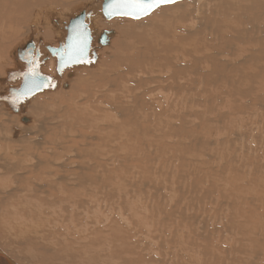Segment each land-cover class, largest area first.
Wrapping results in <instances>:
<instances>
[{"label": "bare ground", "instance_id": "1", "mask_svg": "<svg viewBox=\"0 0 264 264\" xmlns=\"http://www.w3.org/2000/svg\"><path fill=\"white\" fill-rule=\"evenodd\" d=\"M68 2L0 0V251L15 264H185V255L150 228L149 207L138 211L131 194L151 187L154 153L164 152L168 138L184 133V105L194 99L186 98L188 90L233 86L231 74H264V0H186L159 7L141 21L116 17L110 23L101 18L104 0L78 6L80 15L65 20L53 9ZM84 12L92 13L86 19L92 51H103L102 57L96 65L67 67L59 75L57 58L45 52L65 45L66 27ZM119 22L122 29L115 38ZM22 28L31 41L36 39L37 47L27 45H34V56L39 51L45 59L37 71L53 81L36 97L13 104L18 98L9 81L18 75L13 90H19L28 72L16 60L28 41L12 56ZM103 35L106 45L100 44ZM98 44L105 47L101 52ZM181 60L186 67L173 72ZM191 78L193 85L187 87L173 82ZM174 92L175 105L166 96ZM135 149L149 152L150 158Z\"/></svg>", "mask_w": 264, "mask_h": 264}, {"label": "rangeland", "instance_id": "2", "mask_svg": "<svg viewBox=\"0 0 264 264\" xmlns=\"http://www.w3.org/2000/svg\"><path fill=\"white\" fill-rule=\"evenodd\" d=\"M68 1L70 2H68V6L53 9L60 16L62 15L65 20H71L80 15L79 10L81 7L84 8L91 2V0H79L76 3L74 0ZM185 1L166 5V7L171 8ZM78 6H80V9L77 10ZM156 12L157 9L150 15L152 16ZM150 15L146 16V18L150 17ZM249 16L251 17V15ZM101 18L103 20L105 17L101 16ZM127 18L119 17L118 19L127 20ZM146 18L144 17V19ZM114 19L110 21V19L105 18L103 21L110 23L115 22L116 20ZM128 20H131V18H128ZM134 20L141 21L143 18L140 20L132 19L131 21ZM119 24L122 23H118L117 31L112 27L113 31H116L115 38L119 35V28L122 29V25ZM27 33L28 30L25 28H22L20 33H18L17 41L15 40L16 43H14L17 48L14 45L12 46V56H14V50H18L21 43L28 41L23 45L22 51L27 48L29 43H33L37 47L36 39L31 41L29 33ZM54 36L56 37L57 35L55 34ZM55 37H53L54 42L58 39V36ZM52 45L54 44L52 43ZM240 45L243 50L247 48L242 43ZM98 47H100V49L98 48L100 51L103 46L98 44ZM92 50H94L93 47ZM102 52L101 54L97 52L99 53L97 55L100 56H98L94 65L99 62ZM45 53L50 57L47 51ZM16 60L23 63L26 66V70L29 68L27 63L20 59V56L16 57ZM42 60L44 61L45 59L41 56L38 62L41 65L43 64ZM186 64L185 60L179 61L173 72L177 73V70L180 67H186ZM90 66H92L91 63ZM39 73L53 81V77ZM166 73L167 71L154 73V76H163ZM249 73L251 72L245 75L231 74L229 82L233 86H217L213 89L214 87L198 85L195 89L192 88L186 92L188 95H186V98L192 95L195 100H188L184 105L185 125L182 136L184 135L185 137L180 135L166 140L167 148H170L171 154L167 148L164 152L154 153L151 169H149L151 187L147 186L143 191L137 190V192L131 194L137 201L134 200L133 202L137 204L138 211H144L145 206L149 207L147 213H150L153 219L152 223H150V228L154 230V233L157 230V233L166 238L169 248L173 249V251L178 250L182 257L185 255V258L183 257L185 259H183V263L185 264H192L193 261L200 264H238L237 262L240 264V261L241 264H264V74L257 77L255 74L250 76ZM220 75L217 76L220 78ZM61 77L58 75V78ZM13 78H15L16 82ZM17 80L18 75L11 77L9 82L12 84L9 90L17 88L15 86ZM68 80H71V78ZM160 82L164 83V80ZM173 82H182L183 87H187L193 85V78ZM164 85L165 83L160 84V87ZM194 95L197 96L195 97ZM34 96L36 97V95ZM166 96H169L170 102L175 105V102H177L174 100L176 97L175 92ZM17 100L14 98L13 104H16ZM177 108L178 104L174 109ZM14 114L17 115V113ZM185 131L188 133H185ZM183 138L186 139L184 140ZM150 141L151 138L147 140V146ZM178 141L182 145L178 144ZM173 142L178 146H175ZM170 143L174 144V146L172 147ZM179 145L180 148L178 149ZM182 146H185V150H182ZM172 148H174V151ZM186 150L187 152H185ZM133 151H129L127 154H131ZM136 151L141 156L150 158L149 152ZM135 165L140 168V161L138 160ZM185 169L189 174L185 172ZM145 175L148 177V173H145ZM200 180V183H204H202L203 185L201 184L203 188L198 182ZM198 184L201 186L200 188ZM191 186L194 187L192 188ZM207 189L215 193H211ZM207 194L214 195L209 197ZM224 194L225 196L227 195V199ZM244 211L247 214H244Z\"/></svg>", "mask_w": 264, "mask_h": 264}, {"label": "snow or ice", "instance_id": "3", "mask_svg": "<svg viewBox=\"0 0 264 264\" xmlns=\"http://www.w3.org/2000/svg\"><path fill=\"white\" fill-rule=\"evenodd\" d=\"M176 0H108L104 6V15L108 18L115 16L129 17L131 19H141L150 15L157 8L175 3ZM74 39L77 41L71 46V51L59 53L62 67L68 63H86L88 60V45L86 26L77 24L73 28ZM67 57V58H66ZM25 59L30 65L25 74V86L20 96L27 97L34 94L43 87L52 86L40 76L37 71L38 58L31 52L26 54Z\"/></svg>", "mask_w": 264, "mask_h": 264}, {"label": "water", "instance_id": "4", "mask_svg": "<svg viewBox=\"0 0 264 264\" xmlns=\"http://www.w3.org/2000/svg\"><path fill=\"white\" fill-rule=\"evenodd\" d=\"M181 1H184V0H176L175 3L177 2H181ZM108 3V0H104L103 4H102V14L103 16L106 18V19H113V18H116V17H120V16H115V17H112V18H108L104 15V6ZM173 3V4H175ZM171 5V4H170ZM166 6V5H164ZM162 7V6H161ZM155 11V10H154ZM92 13L91 12H88V13H83L80 17H78L76 20L74 21H71L70 22V25L66 27L67 31H68V36L66 37V42H65V45H60V48L59 49H55V48H51V47H48V53L53 56V57H56L57 60H58V65H57V72L59 75H62V71L65 70L67 67H71V66H75V65H80L82 63H68L66 64L65 66L62 67L61 65V61H60V56H59V53H63V49L65 48V52L64 53H67V52H70L71 51V46L74 45L75 43H77V41H75L74 39V32H73V28L74 26H76L77 24H83L84 26H86V33H87V45H88V60L90 62H96L97 60V54L95 52L92 51V43H93V36H92V32H91V29H90V25H89V22L87 23V20L86 19H89L91 17ZM129 18V17H128ZM100 44L101 45H106L107 44V40H106V36L103 35L100 39ZM31 48V53L34 55V50H35V47L34 45H30V46H27V48ZM26 54L28 53H23V54H20V59L22 61H25L28 65V67L30 66L28 64V61L25 59V56ZM36 56L38 58V62H39V58H40V53L39 51L36 52ZM67 58V57H66ZM90 62H86V63H90ZM39 64V63H38ZM40 74V73H39ZM41 76V75H40ZM43 77L47 82H50L48 78L44 77V76H41ZM24 86H25V75L23 76V83L20 87L19 90H12V93L15 94V96L18 98V100L20 98H23L22 96H20V93L22 92V90L24 89ZM46 87H43L41 89H39L38 91H36L34 94H31L27 97H32L40 92H42ZM0 262H5L7 264H15L14 262H12L8 257H6L5 255L2 254V252L0 251Z\"/></svg>", "mask_w": 264, "mask_h": 264}]
</instances>
